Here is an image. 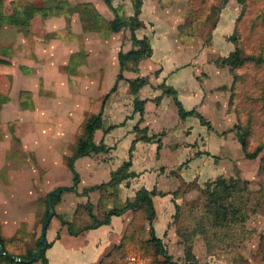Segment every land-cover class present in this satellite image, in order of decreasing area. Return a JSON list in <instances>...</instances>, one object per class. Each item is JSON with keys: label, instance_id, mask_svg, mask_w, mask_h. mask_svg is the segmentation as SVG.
<instances>
[{"label": "rangeland", "instance_id": "obj_1", "mask_svg": "<svg viewBox=\"0 0 264 264\" xmlns=\"http://www.w3.org/2000/svg\"><path fill=\"white\" fill-rule=\"evenodd\" d=\"M131 1L125 0L119 8L121 18L127 19L131 12ZM143 1L140 20L144 26L136 34H147L157 53L154 51L151 57L142 60L140 74H148L150 65H156V60L163 59L166 84L175 89L181 99L186 96V88L191 85L185 74L193 72L190 64H198V107L209 126H203L198 121L197 132V123L194 122L193 126L182 130V135L189 137L194 134L195 142L179 141L175 137L178 136V130L174 127L170 130L169 127L176 123H179V127L196 118L188 117L182 122L171 96H165L157 116L153 113V107L148 106L146 123L149 124L150 132L169 128L164 129L165 135L170 131L169 147H198L199 152L207 151L210 156L202 155L197 162H190L186 159L191 154L189 148L170 149L166 142L161 154L160 151L156 152L155 147H150L144 149V164L141 165V159L134 164V169L140 172L142 179H125L115 194L105 191L103 186L90 192L88 198H82V201L86 200L85 203L94 202L95 215L101 218L111 206L121 208L131 205L136 192L142 187L155 189L166 196L156 195L154 198L155 214L150 221V211L144 204L129 209L118 219L115 226H123V229L106 248L100 264L117 262L127 253L141 254L151 264H162L163 256L157 253L151 241V228L158 234L167 254L180 264H264V148L255 159H248L236 135L237 126L242 131L248 151L264 144V0H243L241 3L237 0ZM121 31L127 39L129 29L126 27ZM236 49L240 51L243 62L231 67L223 61ZM165 50L173 54L170 56L174 62L177 61L175 65L188 66L169 73L168 64L164 61L167 57ZM75 55L74 62L78 65L81 54ZM196 58L198 63H192ZM168 61L172 65L173 61ZM158 64L161 66V61ZM104 67L110 72L113 67L110 58L106 59ZM116 82V78L112 80L110 88ZM94 90L90 89L92 97L95 96ZM146 91L147 86L141 89L138 97L143 98ZM58 94H61L60 91ZM105 94L100 97V101H103ZM126 94L120 91L115 97L123 100ZM91 100L92 106L96 105L93 98ZM102 101L97 103L98 110L92 115L101 111V107L109 111L113 99L108 98L105 104ZM116 108L117 111H123L122 121L128 113L127 108L132 110V104H120ZM74 115V136L66 143L65 153H62V163L72 176L68 162L75 153L76 141L88 117L83 119L80 114ZM39 116L41 119L50 117L49 114ZM115 117L104 120L105 125L115 122ZM122 126L114 128L112 134H126L127 127L132 128L130 121ZM7 130L0 123V163L4 162L0 166V219H7L8 216L7 222L0 220V234L5 242L21 243L14 247L11 245L12 249L25 251L26 248L33 249L36 238L40 236L42 220L47 215L45 199L49 191L61 186L68 187L55 201L57 206L66 210L63 219L72 220L71 231L87 221L83 219L86 213L79 208L72 217L73 209H67L65 198L73 192V179L68 185H47L48 170L36 167L34 152L25 153L17 148L15 142L13 145L12 137L4 136ZM127 139L123 137L118 142L114 153L109 150L91 156L90 162L99 164V171L102 172L99 182L108 178L104 171L112 158V163L119 165L127 156L131 142ZM16 142H19L18 139ZM140 153L142 149L137 148V154ZM84 158L79 157L76 164L74 162V170L79 175L76 196L78 190H82L81 176L87 184L96 182L98 177V170ZM34 175L39 177L41 184L34 179ZM60 176L64 177V174L60 173ZM223 184L229 189H224ZM98 197L101 200L95 204ZM85 205L90 206L87 203ZM54 209L59 214L64 210L57 209L56 212V207ZM32 213L35 223L31 228V220L24 217ZM53 226L54 220L48 230L52 231ZM103 230L104 226L97 234L89 233L83 237L65 234L61 238V246L69 247L71 242H78L75 245L77 252L70 253L68 263L91 261L97 251L101 250L102 253L106 245L101 238ZM52 234L51 238L48 235L46 239H53L56 231ZM98 236L101 239L99 244L96 240ZM84 238L87 241L82 243Z\"/></svg>", "mask_w": 264, "mask_h": 264}, {"label": "crops", "instance_id": "obj_2", "mask_svg": "<svg viewBox=\"0 0 264 264\" xmlns=\"http://www.w3.org/2000/svg\"><path fill=\"white\" fill-rule=\"evenodd\" d=\"M124 1L125 0H111V4L117 13L119 12V8L122 7V3ZM3 2L4 26H0V60H2L0 61V123H3V125L8 129L6 131L7 134L4 136L7 137L9 135V137H12L11 139H13V145L15 142L18 145L17 148L25 153L30 151L34 152L36 167L48 170V176H46V178H48L47 185H58L60 183L61 185H68V182L73 179L71 172H68L67 168L62 163V153H65L67 146L66 143L74 136L75 126L72 118L75 116L74 114H80V117L83 119L88 115L86 118L87 121L88 118L92 116V113H94L95 110H98V104L102 101V99L100 101V97H102L108 88H110L109 84L115 78L117 82L112 86L116 85V90L111 92L110 88V90L105 94V99L102 101V103H104L108 98L111 100L113 99L112 105L110 106L109 111H105V109L101 107V127L95 130L92 138L96 144H99L100 142L103 144L102 151L107 152L111 150L112 153H114L118 142L123 137L128 138L127 141H131L129 149H132V168L130 167V171L135 172L136 175L134 178L138 180L142 179L140 172L134 169V164L139 161V159L143 161L141 162V165L144 164V149L155 147L156 150L157 139L160 141L159 151L161 154L164 143L167 142L166 145L169 147L170 131H168L165 135L164 129L169 130L170 128V130H173L174 127V129L178 130V136L175 137H177L179 141L191 144L195 142L194 134L188 137L187 135H182V130L187 126H193L194 122H196L197 127H195V129L198 132V121L201 125H206L202 124L196 116H188L196 119H192L188 123H182L179 127V123H176L174 126L163 128L158 132H150L149 124L146 123V114L148 112L147 108L149 105L153 107V113L157 116V111L160 110L165 96H171L173 99L172 94L168 95L163 93L165 88L172 90L177 98L178 95L175 89H172L169 84H166L167 76L163 77L166 73L162 64L163 59L156 60V65L151 64V70L148 74H140V64L142 60L151 57L154 54V51L157 53V51L154 50V46L147 34H136V31L144 26V23L140 20L143 14V0H141L139 13L137 15L141 26L137 28L134 33L137 38L141 39L146 37L148 39L152 48V53L149 57L141 58L136 65L128 63L126 69L121 71V75L123 77L122 79L117 78V75L120 72L118 52H126L134 47V45L130 39V32L128 36H126V39L121 31L122 28L126 27H122L119 31L111 30L110 22L114 18V12L103 0H3ZM15 7H17L18 10L24 11L26 15V22L28 23L27 26L12 24ZM125 7H127V4H125ZM130 7L131 12L128 13L127 18L133 16L134 14V0L131 1ZM165 52L167 53V57L164 58V61L165 64H168L167 71H169V73L176 72L178 69L188 66L185 65L180 67L175 65L174 63L177 61L174 62L171 58L172 56H170L173 54L169 53L167 50H165ZM75 53H78L79 55L81 54V59L78 61V65H75L74 62V56H76ZM109 58L113 62V67L110 72L104 67L106 59ZM168 60L173 61L172 65L168 63ZM158 61H161V66L158 64ZM192 63H198V58L194 59ZM194 65L190 64L193 68V72L185 74L186 79H188L191 84L189 88H186L187 94L183 98L180 97L181 99H178L182 103L185 110L194 109L200 113L201 111L198 107V64ZM134 67H136L135 70L133 69ZM68 71L69 73H67ZM141 76L147 78L148 80V83L143 86H147V91L143 98L138 97V94L143 87H141L137 93L132 94L129 90L128 82L126 81L128 79L131 80ZM149 77H153V79L150 80ZM93 88H95L94 97L90 94V89ZM59 91L61 94H58ZM120 91H122L123 95L126 93L129 95L126 94V98L119 100V98L115 96H117ZM107 95L108 97L106 98ZM158 96H160V99L155 101L154 98ZM91 98H93V102H96V105L92 106L90 103L92 102ZM135 98L147 99L144 105L142 120L139 123L138 121L140 117L138 113H134L133 111V100ZM62 102L64 105L60 106ZM130 103L132 104V110L130 111V109L127 108L128 113L124 115V118L121 121L123 111H117L116 106H120V104L129 106ZM43 114H49L50 117H42V119L39 118L41 117L39 115ZM114 117L115 122L112 121L109 125H105L104 120H108V118L112 120ZM118 117H120V119ZM188 117L185 119H180L179 117V119L184 122ZM86 121L82 125V128ZM127 121H130L132 128L127 127L126 134H124V132H121L119 135L112 134V131L115 130L114 128L120 126V128H123L122 125ZM137 123L139 128L146 127L148 129V135L154 134L156 137L149 142L143 140L136 141L139 133L134 131V126ZM110 126H112V128L106 131ZM162 132L163 134H161ZM166 136L167 139H165ZM17 139L19 141L18 143L16 142ZM6 142L11 144L10 141L6 140ZM137 148L142 149V153H140V155L137 154ZM169 148L180 150L183 148H189L188 150L191 154L190 157L186 159L190 162H197L198 158L202 155L210 156L207 151L199 152L198 147L193 148L191 146H182ZM129 149L127 156H125L120 163L117 161L116 164L119 163V165H114L112 163L113 158L106 164L107 168L104 173L108 178L105 176L107 179L102 182L98 181V179L102 176V172L99 171V164L90 162L91 156L93 154L97 155L100 152L92 153L88 156L86 155L84 160L88 161V163H92L94 168L98 170V177L96 182L87 184V181H84L83 176H81L80 185H82V190L84 188L100 185V187L92 191L98 190L104 186L105 191L112 192L113 194H115V192L117 193L120 188L119 184L122 181L115 186L108 185L107 183L111 178V174L129 158ZM212 156H214V154ZM77 157L79 158L82 156ZM76 158L74 159L75 164L78 160V158ZM159 159L157 160L159 161ZM3 165L4 162H1L0 166ZM60 173L64 174V177H61ZM37 178L34 175V179L40 183L38 176ZM144 188L149 190L148 187ZM82 190L81 192L78 190V196H76V186V190L71 192V195L65 198L67 200V209H73L72 217L75 216L79 208H82L86 213V216H83V219L87 221L83 222V224L76 230L72 229V233L68 230L69 226L72 228V220L68 221L63 219V215L66 210L62 206H57L56 201L53 204V207H56V212L57 209L64 210L62 214H59L58 212L55 213L54 209V215L46 229V238H48V235L51 238L53 236L52 233L56 231L53 239H46L47 243L50 244V247L45 249L47 264H97L102 257H104L106 248L114 239H116L123 229V226L116 228L115 224L129 209L124 211L121 215H112L110 217V222L107 224H102L96 228L82 229L84 225L92 222L85 205L88 202L85 203L86 200L82 201V198H88L89 193L92 191H89L87 195H82ZM157 190L160 189L158 188ZM64 195L65 194H63V196ZM155 197L156 196H153L151 198L152 201ZM163 197L166 196L164 195ZM100 200L101 199L98 197L95 204H99ZM89 203L92 205V213L98 220H101L104 217V214L109 210L116 208L114 206H111V208L109 207L110 209L106 210L101 218H98L93 210L94 202ZM6 217L8 219V216ZM24 218L31 220L32 224L30 227L32 228L35 223L34 213L30 216L27 215V217ZM7 219L4 217L0 220L7 222ZM53 220V229L52 231H49V225ZM19 221L20 218L14 225L16 226ZM64 226H66V229ZM103 226L105 230H103L101 238H103V241L106 242L104 243L106 244L103 247L104 250L102 249L103 252L101 253V250L97 251L91 261H70V263H68V257H71L70 253L74 254L77 252L75 245L78 242H71L69 247H65L61 246V238L65 234H69L73 237H83V235H89V233L97 234L99 229ZM105 227H107L108 230H106ZM155 235L158 236V234ZM99 239V236L96 237L98 244L101 243V239ZM86 241L87 238H84L82 243H85ZM11 245L14 247L15 245H21V243L5 242V248L11 253L23 254L26 252L27 248L25 251H15L11 248ZM37 261L40 264L39 259L27 264H36ZM0 264L6 263L0 261Z\"/></svg>", "mask_w": 264, "mask_h": 264}, {"label": "trees", "instance_id": "obj_3", "mask_svg": "<svg viewBox=\"0 0 264 264\" xmlns=\"http://www.w3.org/2000/svg\"><path fill=\"white\" fill-rule=\"evenodd\" d=\"M103 1L114 12V18L110 22L111 30L112 31H119L122 27H127L130 31V39L134 45V47H132L130 50H128L126 52H122V51L118 52V62H119L120 72L117 75V78L122 79L123 77L121 75V71L126 69L128 63H133L136 65L141 58L149 57L152 53V48H151V45H150L148 39L146 37L141 38V39L137 38L135 33H134L135 30L141 26V23L139 22V20L137 18V15H138L139 9H140V5H141V0H134V14H133V16H131L127 19L121 18L119 16L117 11L113 8V6L111 4V0H103ZM242 1L243 0H237V2H240V3ZM13 14L14 15L12 18V24L18 25V26H27L28 25V23L26 22V15H25L24 11L18 10V8L15 7ZM31 14H32V12H31ZM3 15H4V2H3V0H0V26H2L3 22H4L3 18H2ZM0 61H2V60H0ZM223 62L227 65H230L231 67H235V66L240 65L243 62V58L240 56V51L238 49H236L235 51L231 52V54L228 55L224 59ZM133 69L135 70L136 67H134ZM126 81L128 82L129 90L132 94L137 93V91L141 87H143L144 85H146L148 83L147 78H145L143 76L137 77V78L131 79V80L128 79ZM115 90H116V85L112 86L110 91L113 92ZM163 93L168 94V95L169 94L173 95L174 104L177 108V113H178V116L180 117V119H185L188 116H196L199 118V120L202 124H206L209 126V122H207L205 120V118L198 111H196L194 109L185 110L182 103L176 97V95L174 94V92L172 90L165 88ZM107 97H108V95L106 96V98ZM159 99H160V96L154 98L155 101H157ZM146 101H147V99H138V98H135L133 100V111H134V113H138V115L140 117L138 123L142 120V116L144 113V105H145ZM138 123L134 126V131L136 133H139V136L136 138V141L143 140V141L149 142L154 137H156V135H154V134L148 135L147 134L148 129L146 127L139 128ZM100 127H101V113L94 114L88 118L85 125L83 126L82 134L78 137L76 144H75V153L78 156H86V155L88 156L92 153H99L102 151L103 144L101 142L99 144H96L92 138V135L95 132V130L100 128ZM110 128H112V126L107 128L106 131H108ZM236 129H237L236 135H237L239 142L242 145L245 157L248 159H255L259 155V153L262 151V149L264 148V144L257 145L252 151L246 150V143H245V139H244V136L242 134V131L237 126H236ZM161 134H163V132ZM156 143H157L156 152H158L160 149L159 139H157ZM131 152H132V149L130 148L129 149V158L126 161H124L123 164L116 171H114L111 174V178H110L109 182L107 183L108 185L115 186V185L119 184L121 181H123L124 179H128V178L134 177L136 175L135 172L130 171V167L132 165ZM71 159H69L68 166L72 171L73 181L75 183H77L79 181V175L74 170L73 164H71ZM98 187H100V185H96V186H93L90 188H84L82 190V195H87L89 191H92ZM223 188L226 190L229 189L226 184H223ZM156 195L163 196L165 194L160 192V191H156L155 189L147 190L146 188L142 187L136 192L135 201L130 206H123L121 208H112L111 210H109L107 213L104 214V217L101 220H98L95 218L94 214L92 213L91 204L87 203L88 205H90L89 207L88 206H86V207H87V211H88V214L90 215L92 222L90 224L84 225L82 229H91V228H96L102 224H107L110 222V217L112 215H115V216L121 215L127 209L137 208L141 204H144L147 207V209L150 211V216H149V221H150L152 219V216L155 214V208H154V204H153V201L151 198L153 196H156ZM56 199H57V196H52L53 204H54ZM45 208L47 209V195H46V199H45ZM68 230L70 231V233H72L70 226H69ZM149 233L151 236V241L154 243V246H155L157 253H159L163 256L162 264H180L176 261H173L171 255L167 254L166 250H164V248L162 246L161 239L155 235L153 228L150 229ZM39 237L36 239L35 246L33 247V249H28L23 254H15V253L9 252L5 248V241L3 240V238L0 234L1 246L5 250V254H0V261L5 262L6 264H27V263H23V262L14 261L13 256H19L22 258H30L31 254L33 252H35V250L37 249L38 246H40V243L38 242ZM46 247L47 248L50 247V244L46 243ZM39 261H40V264H47V258L45 256V250H42ZM101 261H102V259L97 264H100Z\"/></svg>", "mask_w": 264, "mask_h": 264}, {"label": "water", "instance_id": "obj_4", "mask_svg": "<svg viewBox=\"0 0 264 264\" xmlns=\"http://www.w3.org/2000/svg\"><path fill=\"white\" fill-rule=\"evenodd\" d=\"M104 99H105V97H104ZM99 113H101V111ZM77 156L78 155L76 153L72 156L71 164H73L74 159ZM76 184L77 183H75V186L71 188L72 191L76 190ZM67 189H68L67 187L61 186V187H58L56 190H51L48 192V194H47V215L43 220L42 228H41V234H40L39 241H38L40 243V246H38L37 249L35 250V252H33L31 254L30 258H22L19 256H13L14 261L23 262V263H31V262L36 261L40 258L42 250H45L47 248L46 247V243H47V241H46V229L48 227V224H49L51 218L54 215L52 196H60L61 192L65 191ZM0 254H5V250L1 246V240H0Z\"/></svg>", "mask_w": 264, "mask_h": 264}, {"label": "built area", "instance_id": "obj_5", "mask_svg": "<svg viewBox=\"0 0 264 264\" xmlns=\"http://www.w3.org/2000/svg\"><path fill=\"white\" fill-rule=\"evenodd\" d=\"M112 264H151L145 256L137 253H127L120 260Z\"/></svg>", "mask_w": 264, "mask_h": 264}]
</instances>
